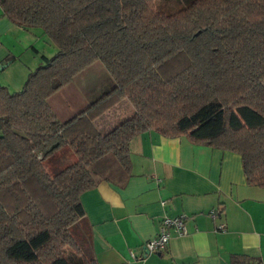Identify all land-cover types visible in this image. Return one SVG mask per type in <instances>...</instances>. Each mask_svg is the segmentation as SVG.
Segmentation results:
<instances>
[{"label":"trees","instance_id":"1","mask_svg":"<svg viewBox=\"0 0 264 264\" xmlns=\"http://www.w3.org/2000/svg\"><path fill=\"white\" fill-rule=\"evenodd\" d=\"M0 8L56 47L20 90L0 84V264H97L80 195L100 180L122 185L129 140L146 131L235 152L247 185L264 187V0ZM95 62L105 85L59 119L48 97ZM122 100L133 114L100 132L94 120Z\"/></svg>","mask_w":264,"mask_h":264},{"label":"crops","instance_id":"2","mask_svg":"<svg viewBox=\"0 0 264 264\" xmlns=\"http://www.w3.org/2000/svg\"><path fill=\"white\" fill-rule=\"evenodd\" d=\"M54 47L40 29L15 25L0 8V84L9 91ZM90 82L95 96L100 89ZM133 112L122 100L94 124L104 133ZM129 161L122 185L100 180L80 195L97 264H264V187L247 185L239 154L146 131L129 140ZM178 215L186 232L147 252L161 218Z\"/></svg>","mask_w":264,"mask_h":264},{"label":"rangeland","instance_id":"3","mask_svg":"<svg viewBox=\"0 0 264 264\" xmlns=\"http://www.w3.org/2000/svg\"><path fill=\"white\" fill-rule=\"evenodd\" d=\"M41 45L42 44L39 42L38 46L41 47V51L42 49L46 51L50 50V47ZM54 48L56 50V47ZM81 72L85 73L75 76L72 82L65 84L59 90L52 93L47 99L48 103L51 105L53 111L59 119L67 117V115L72 113L73 110L77 109L83 104L85 97L88 95L86 86L90 85V81H94L96 83L94 85L99 89V84L102 83L101 80L104 81L109 78L106 74V72H108L107 69L100 62H95L94 64L90 65L88 68L84 69ZM24 81L25 80H23V82L19 86H16L15 89L10 88V90H20L24 85ZM102 84L105 85V83Z\"/></svg>","mask_w":264,"mask_h":264},{"label":"built area","instance_id":"4","mask_svg":"<svg viewBox=\"0 0 264 264\" xmlns=\"http://www.w3.org/2000/svg\"><path fill=\"white\" fill-rule=\"evenodd\" d=\"M211 215L214 216L213 210ZM219 227L223 229L224 225L221 224ZM185 232V217L183 215L164 216L160 220L158 233L145 243V249L148 252L158 253L165 248L172 234L182 235ZM132 256L134 255L132 254Z\"/></svg>","mask_w":264,"mask_h":264},{"label":"water","instance_id":"5","mask_svg":"<svg viewBox=\"0 0 264 264\" xmlns=\"http://www.w3.org/2000/svg\"><path fill=\"white\" fill-rule=\"evenodd\" d=\"M148 252V251H147Z\"/></svg>","mask_w":264,"mask_h":264}]
</instances>
